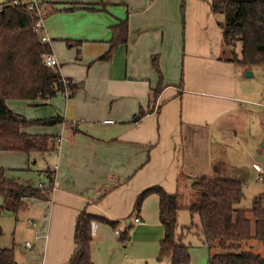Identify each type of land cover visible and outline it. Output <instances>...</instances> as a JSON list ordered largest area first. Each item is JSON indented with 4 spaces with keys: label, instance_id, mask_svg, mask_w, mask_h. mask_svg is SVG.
<instances>
[{
    "label": "crops",
    "instance_id": "obj_1",
    "mask_svg": "<svg viewBox=\"0 0 264 264\" xmlns=\"http://www.w3.org/2000/svg\"><path fill=\"white\" fill-rule=\"evenodd\" d=\"M42 1L41 33L49 38L60 76L75 88L71 96L58 92L25 100L32 109L27 116L20 113L28 120L57 115L62 121L22 128L53 136L52 148L42 155L50 162L42 172L50 171L52 183L48 200L25 199L26 208L32 207V242L25 239L31 251L19 260L14 249L16 261L68 264L76 218L85 209L118 221L113 228L94 220L91 239L94 263L116 264L118 243H124L120 232L128 222L130 237L124 246L140 242L138 250L144 253L146 244L159 246L163 237L158 195L148 194L139 209L134 208L137 195L147 187L185 192L188 181L178 184L179 176L242 180L240 173H255L264 182V107L252 109L255 99L238 91L235 62L227 60L222 46L223 15L213 13L211 0H201L194 14L187 0ZM123 20L126 43L119 44L110 59H98L110 46L114 25ZM153 56L163 83L154 106L151 94L158 73ZM252 143L259 146V158L246 174L239 153L250 158ZM30 157L1 151L0 165L6 175H16L31 169ZM34 181L32 185L47 186L40 176ZM159 261L171 264L169 258Z\"/></svg>",
    "mask_w": 264,
    "mask_h": 264
},
{
    "label": "trees",
    "instance_id": "obj_2",
    "mask_svg": "<svg viewBox=\"0 0 264 264\" xmlns=\"http://www.w3.org/2000/svg\"><path fill=\"white\" fill-rule=\"evenodd\" d=\"M213 13L223 15L219 22L222 28L223 51H230L227 60L247 66H264V0H211ZM36 17L27 9L26 3L11 0L0 2V152L19 151L43 155L52 148V135L30 134L22 130L32 123L53 125L62 121L60 116L28 120L11 109L8 99L36 100L54 96L58 92L71 96L75 85L67 79L64 85L55 64L47 63L44 54L51 53L49 43L42 42L40 33L34 29ZM109 48L99 56L108 60L119 44L127 41V22L114 25ZM239 43V51L234 48ZM152 65L158 73V83L152 90V106L163 87L157 56ZM143 113V112H142ZM221 165V164H220ZM219 165H214L217 171ZM46 189L27 184L20 179L7 176L0 165V217L3 210L16 214L27 207L26 198L48 200L52 176ZM188 181L189 191L199 193L197 200H189L184 206L196 212L199 218L203 243L208 248L207 264H264V257L251 250H242L241 243L256 239L264 245V192L255 195L250 208L234 205L243 197V181L237 178L186 177L179 176L178 184ZM151 193L159 197V220L163 226V237L159 241L158 260L169 258L171 264H190L189 246L175 241L176 212L185 195L181 189L169 193L159 185L142 190L136 197L134 208L139 209L143 199ZM197 194V193H196ZM248 213H251L252 222ZM108 223L113 228L118 221L92 214L83 209L77 216L74 229V250L68 264H95L91 257L90 224L92 221ZM130 222L120 232V240H129ZM2 228L0 225V236ZM224 252L211 253L213 248ZM0 264H20L16 261L14 247L0 246Z\"/></svg>",
    "mask_w": 264,
    "mask_h": 264
},
{
    "label": "rangeland",
    "instance_id": "obj_3",
    "mask_svg": "<svg viewBox=\"0 0 264 264\" xmlns=\"http://www.w3.org/2000/svg\"><path fill=\"white\" fill-rule=\"evenodd\" d=\"M5 1L7 0H0V2ZM187 7L189 11L194 14L195 11L201 7V0H187ZM216 18L219 20L220 17L216 16ZM234 51H239V43L236 44ZM231 54L232 53L230 51H226L227 56H231ZM235 65L238 72V91L239 89L245 91L246 95H249L251 96V98L255 99L254 104L251 105L252 109L261 110L264 107V103L260 101V97L264 98V66H247L238 62H235ZM246 72H251V74L247 76ZM6 102L11 109L23 114L24 116H27V110L32 109V104L26 102L25 100L8 99ZM253 142H255V140ZM251 146L254 148L250 149L249 151L250 155L248 156H250V158L245 157L244 153L241 154L239 153V149H236L242 156L240 164L245 165V167H242V170H246V174H248V169L250 170L252 161L259 158V146H257L256 143H252ZM253 149H256V151H254V155ZM31 155L32 157H30V170H19L16 175H13L14 172H9L10 174L7 176H18L20 177V180H22L23 182H28L29 184L32 183V178L37 181V176H40V179L43 181V183L48 184L47 178L44 175L45 173L42 172L48 167V165H50L48 158L36 153ZM33 161H35L34 164H32ZM48 172L50 173L49 170ZM253 175L254 176L246 177V175L240 173V178H242V181L244 183L243 197L240 202L234 205L235 207L246 209L250 208L253 197L261 192H264V182L262 180H259L255 173ZM47 186L41 187H44V189H46ZM198 198V191H185V195L180 200L181 206L177 210V235H175V238L179 243H184L189 246L190 264H207L208 248L203 243L198 215L196 212H190L184 206V204L186 202H189V200H197ZM248 217L252 222L254 221L251 213H248ZM28 220H32V207L19 210L16 214L3 210L0 217V225L2 228V235L0 236V246L14 247L16 255L18 256V258H20L19 260H21V257L19 255H24L31 251V248L25 246V239L29 240V242H32V226L28 224ZM124 244L126 243H118L119 253H117L115 256L116 264H165V261L162 262L157 260L159 251L158 244H151V246L149 244H146L147 250H145L144 253L139 252L138 250L140 249V245H143L140 242H129L125 246ZM241 245L242 250H251L253 252L259 253L264 257V245L261 241L256 239H249L243 241ZM219 252L224 251L217 247L213 248L211 251L212 254ZM144 256H146L147 259H144Z\"/></svg>",
    "mask_w": 264,
    "mask_h": 264
},
{
    "label": "built area",
    "instance_id": "obj_4",
    "mask_svg": "<svg viewBox=\"0 0 264 264\" xmlns=\"http://www.w3.org/2000/svg\"><path fill=\"white\" fill-rule=\"evenodd\" d=\"M19 1L20 0H11V3L18 4ZM23 1L26 3V7L31 12V14H33L36 17L34 29L40 33L41 41L48 43L49 38L45 34L41 33L42 32L41 30L43 28V16H44L43 1L42 0H23ZM44 59L47 63L54 64V59H53L51 53L50 54H44ZM61 80H62L64 85L67 84V78L61 77ZM65 93H67V88H65ZM103 122L111 123V122H113V119H104ZM254 167L256 170H260L261 165L255 164ZM259 179L261 180L263 178L260 176ZM135 221H139L138 216H135ZM95 229H96V223L94 221H92L91 226H90L91 235H93L95 233ZM116 232H118V230H116ZM25 245L27 247L31 246L29 242H26Z\"/></svg>",
    "mask_w": 264,
    "mask_h": 264
},
{
    "label": "water",
    "instance_id": "obj_5",
    "mask_svg": "<svg viewBox=\"0 0 264 264\" xmlns=\"http://www.w3.org/2000/svg\"><path fill=\"white\" fill-rule=\"evenodd\" d=\"M251 74V72H246V75L248 76V75H250Z\"/></svg>",
    "mask_w": 264,
    "mask_h": 264
}]
</instances>
